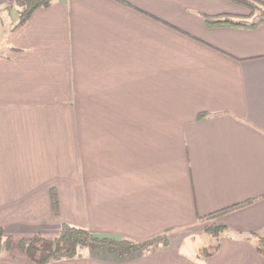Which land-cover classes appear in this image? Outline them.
<instances>
[{
	"label": "crops",
	"instance_id": "0c3cea01",
	"mask_svg": "<svg viewBox=\"0 0 264 264\" xmlns=\"http://www.w3.org/2000/svg\"><path fill=\"white\" fill-rule=\"evenodd\" d=\"M120 1L51 0L14 29L0 0V228L166 237L46 264H264V22L205 25L245 12L226 0ZM254 198L207 222L217 237L198 220ZM0 264L34 263L14 245Z\"/></svg>",
	"mask_w": 264,
	"mask_h": 264
},
{
	"label": "trees",
	"instance_id": "16d2710c",
	"mask_svg": "<svg viewBox=\"0 0 264 264\" xmlns=\"http://www.w3.org/2000/svg\"><path fill=\"white\" fill-rule=\"evenodd\" d=\"M51 0H14L13 5L18 14V21L14 26L18 28L25 24L31 14L38 8L47 7ZM120 1V0H118ZM245 10L242 14L220 13L216 15H202V19L208 27L215 26H229L254 28L260 23L264 22V12L259 13L264 8V1L261 0H226ZM123 3V1H120ZM255 18V19H253ZM252 19V20H251ZM1 54V51H0ZM205 114H199L198 118ZM50 205L53 212L57 211V196L53 189L49 192ZM249 199L227 208L213 212L207 216L199 217L201 223H205L203 229L210 233L211 236L217 237L224 229L223 225L215 222L207 223L215 219L217 216L225 214L234 209L244 207L253 201ZM166 245V237L164 235L155 238L135 242L131 240H113L106 237H99L88 231L87 229L71 226L62 223L54 238H46L41 235H35L32 238H22L14 241L13 237L6 235L2 228H0V256L9 253L14 245L19 251L26 256V258L34 264H46L51 261H56L64 258H72L77 256L80 251L84 249L99 250L104 253L125 256L131 252L141 251L147 247L155 245Z\"/></svg>",
	"mask_w": 264,
	"mask_h": 264
},
{
	"label": "rangeland",
	"instance_id": "374dc122",
	"mask_svg": "<svg viewBox=\"0 0 264 264\" xmlns=\"http://www.w3.org/2000/svg\"><path fill=\"white\" fill-rule=\"evenodd\" d=\"M9 8H15V6H12V7H10L9 6ZM8 8V9H9ZM16 9V8H15ZM261 11L260 12H257L256 14H257V17L260 15L259 13H262V12H264V8H262V9H260ZM0 13H1V10H0ZM253 19H255V18H253ZM252 20V19H251ZM2 19H1V15H0V27L2 26ZM82 117V119L84 120V121H86V115H84V116H81ZM43 230H44V233H45V231H48L46 228H43ZM51 231H48L47 233H49V234H45V235H43V237H46V238H54L56 235H57V232L55 233V234H51L50 233ZM36 235H40V234H36ZM35 236V235H34ZM42 236V235H41ZM33 237V236H32ZM31 237V238H32Z\"/></svg>",
	"mask_w": 264,
	"mask_h": 264
}]
</instances>
